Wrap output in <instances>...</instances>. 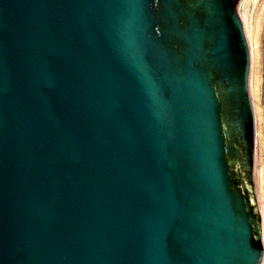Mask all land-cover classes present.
<instances>
[{
  "label": "water",
  "instance_id": "water-1",
  "mask_svg": "<svg viewBox=\"0 0 264 264\" xmlns=\"http://www.w3.org/2000/svg\"><path fill=\"white\" fill-rule=\"evenodd\" d=\"M264 0H0V264H264Z\"/></svg>",
  "mask_w": 264,
  "mask_h": 264
},
{
  "label": "rangeland",
  "instance_id": "rangeland-1",
  "mask_svg": "<svg viewBox=\"0 0 264 264\" xmlns=\"http://www.w3.org/2000/svg\"><path fill=\"white\" fill-rule=\"evenodd\" d=\"M263 111H264V94H263Z\"/></svg>",
  "mask_w": 264,
  "mask_h": 264
}]
</instances>
